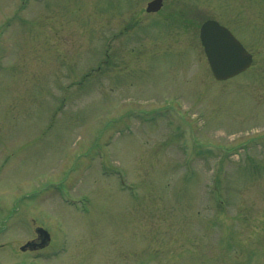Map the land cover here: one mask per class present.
Here are the masks:
<instances>
[{
  "label": "rangeland",
  "instance_id": "obj_1",
  "mask_svg": "<svg viewBox=\"0 0 264 264\" xmlns=\"http://www.w3.org/2000/svg\"><path fill=\"white\" fill-rule=\"evenodd\" d=\"M199 4L0 0V264H264V0ZM206 20L245 73L213 79Z\"/></svg>",
  "mask_w": 264,
  "mask_h": 264
},
{
  "label": "water",
  "instance_id": "obj_2",
  "mask_svg": "<svg viewBox=\"0 0 264 264\" xmlns=\"http://www.w3.org/2000/svg\"><path fill=\"white\" fill-rule=\"evenodd\" d=\"M154 1L152 5L159 3ZM199 38L214 80L224 82L244 73L252 63V56L243 48L233 35L215 21L205 22ZM40 244L26 243L22 251L41 249L48 245L49 235L42 229L36 230Z\"/></svg>",
  "mask_w": 264,
  "mask_h": 264
},
{
  "label": "flooded vegetation",
  "instance_id": "obj_3",
  "mask_svg": "<svg viewBox=\"0 0 264 264\" xmlns=\"http://www.w3.org/2000/svg\"><path fill=\"white\" fill-rule=\"evenodd\" d=\"M133 10L130 13H145L147 16H154L159 13H188V12H194L199 11L200 7V0H160L159 3L152 5L151 4L156 0H144L145 3L142 6H139L140 0H131ZM134 7L136 8L134 10ZM188 7H190L188 9ZM123 11V10H122ZM122 11H119L118 13H122ZM207 21V20H206ZM205 22V21H204ZM202 22V24L204 23ZM219 25L229 30L225 25L221 24L220 22L216 21ZM201 24V25H202ZM198 28V32L200 30V27ZM230 31V30H229ZM32 242V245H39L40 240L38 239V236L35 234V238L30 240ZM20 251L22 252V246L20 247ZM35 252H40L42 249L36 248L35 250H32Z\"/></svg>",
  "mask_w": 264,
  "mask_h": 264
}]
</instances>
